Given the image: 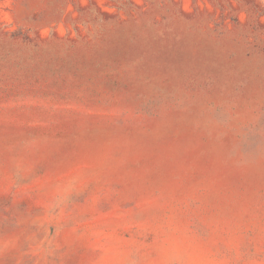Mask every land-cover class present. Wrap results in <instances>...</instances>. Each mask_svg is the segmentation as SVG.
<instances>
[{
  "label": "rangeland",
  "instance_id": "374dc122",
  "mask_svg": "<svg viewBox=\"0 0 264 264\" xmlns=\"http://www.w3.org/2000/svg\"><path fill=\"white\" fill-rule=\"evenodd\" d=\"M0 264H264V0H0Z\"/></svg>",
  "mask_w": 264,
  "mask_h": 264
}]
</instances>
